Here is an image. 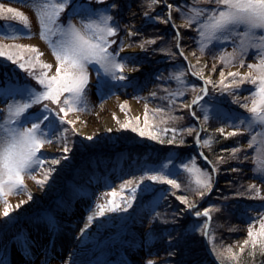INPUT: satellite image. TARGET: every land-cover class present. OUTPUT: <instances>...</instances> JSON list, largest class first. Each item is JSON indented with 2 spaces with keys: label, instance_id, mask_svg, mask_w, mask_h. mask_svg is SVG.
Wrapping results in <instances>:
<instances>
[{
  "label": "rangeland",
  "instance_id": "1",
  "mask_svg": "<svg viewBox=\"0 0 264 264\" xmlns=\"http://www.w3.org/2000/svg\"><path fill=\"white\" fill-rule=\"evenodd\" d=\"M88 1L69 0L71 7L65 10L66 24L70 18L72 24L80 27L91 6ZM104 1L110 2L111 8L99 12L111 15L113 20L109 24L118 26L117 35L112 40L116 41L113 45L117 46L119 52L117 59L125 65L123 75L126 79L112 80L104 76L102 71H97V65H90L82 110L70 112L65 117L66 120L75 122L72 125L60 124L57 117L58 107L49 101L42 102L52 109L50 119L55 122V134L50 136L52 143H45L41 148L40 155L45 161L44 165L35 168L30 175H24L23 188L5 198L7 204L11 205L7 216L3 214L5 203L0 202V264H95L100 253L96 247L98 240L104 239L103 242H107L105 237L110 229L116 225L117 229L124 223L140 232L141 239H149L151 233L149 235L148 232H160L156 243L148 240L147 247L138 251L131 250L132 259L135 260L133 264H146L147 261H153L154 264H210L205 258L201 242L203 225L195 229L190 218V214L196 215L194 211L203 212L206 209L211 210L213 220L208 224L210 233L208 231L207 236L204 234V243L213 262L221 264L214 255L219 252L225 264H258L251 262L255 255H249L252 252L250 246L245 248L238 262H229V253L225 249L231 248L232 254L239 255L247 239L249 226L257 230L260 219L264 218V176L254 170L256 165L253 159L261 146L262 137L259 134L264 132V127H257L249 133L240 125L241 120L250 116L247 108L241 105L247 100L248 106H251V101L247 98L254 91V86L245 82L238 87L224 90V85L220 83L221 72L224 73V83L227 85H231L233 79L228 76L229 72H238L241 77L245 76L250 71L247 65L258 63L257 56L249 52L236 56L231 62L227 59L221 62V55L227 56L234 52L235 45L231 39L214 41L201 51V37L197 25L187 24L192 14L190 9L196 0H158L153 5H150V0ZM169 4L173 6L171 19H168ZM0 5L21 12L27 17L29 24L27 30L18 23V19H8L4 27L0 24V45L35 47L43 53L40 61L53 66L49 74H54L56 61L48 44L40 38V23L31 6V0H0ZM196 6L205 9L214 7L207 3ZM72 9L76 12L72 13ZM93 10L92 12L97 11ZM8 15L10 14L6 16ZM163 20L167 22H162ZM129 31L136 34L129 36ZM13 36L15 38H11ZM241 60L244 66H241ZM21 62L25 63V68H21L19 63L13 64L5 57H0V80L3 79L2 68L10 67L9 65L21 72L25 69L39 74V65L35 69L29 68L27 54ZM190 69L197 74L202 72L203 79L194 74L196 81L189 75ZM180 73L183 76L178 81L174 77ZM5 75L11 74L6 71ZM18 76L13 86L5 90L0 86V119L7 117L9 105L24 102L27 96L25 89L40 88L35 78L21 84ZM138 79H141L144 86L135 91ZM206 80L211 81L206 84L208 102L197 108L199 117L193 115L192 118L189 111L194 109V105L191 108L186 105L197 95H202L199 82ZM180 91L183 95H173ZM42 104L34 105L29 112L38 113ZM121 105L125 106L123 111ZM145 106L149 113L148 128L144 125ZM156 109L163 111L157 113ZM205 109L207 120L204 119ZM169 116L175 119L170 120ZM29 118L26 115L22 120ZM129 121L130 127H121ZM233 123L240 127L233 128ZM24 126L31 127V124L26 123ZM132 127L142 129L146 134L141 136L139 131H132ZM188 129L192 131L189 132ZM149 131L157 132L159 137L165 135L172 139L193 140L194 135L198 134L197 141L202 132L204 147L199 141L195 149L197 156L192 154L189 158L184 154L179 155L180 152H167L162 147L166 154L159 160V166L146 164L142 166L146 167L141 172L140 166L136 164L142 160L136 155V150H141L137 147L140 143L156 140L149 138ZM215 131L220 134L238 132L231 136L236 145L217 149L213 153L217 154L214 161L216 169L219 170V178L214 177L212 169L200 163L201 158L198 155L200 152L206 157L204 151L209 148L204 141H208L211 133ZM89 136L92 137L91 140L87 139ZM252 136H258V141L256 145L249 147ZM120 142L129 145V149L120 148L113 156V166L108 164L113 180L108 182L107 178L102 179L99 176L96 180H90L88 176H82L85 163L94 167L102 162L101 166H105L106 162L103 161L110 160L107 149L114 145L118 148ZM65 143L70 149L66 154L63 152ZM99 146L107 149L97 155L89 154L88 159L86 156L76 163L83 149L91 150L92 147ZM233 149L240 151L233 156ZM65 155L67 159L63 158ZM52 159L60 162L53 165L50 163ZM193 161L199 169L213 175L211 191L203 197L198 195L199 190L195 184L197 174H189L185 170V165L191 166ZM49 168L54 170L47 181L42 185L37 184L35 180H43L44 173ZM88 169L85 166L84 171L87 172ZM131 171L134 172L128 175ZM151 175L167 176L180 187L173 188L169 184L146 179ZM127 181H133L132 187L136 188L134 193L127 188L123 192L125 199L134 196L130 207L121 203V208L127 207V211H105L104 215H97V205L106 204L110 199L108 194L112 191L120 193L121 186ZM152 186L161 189L168 187V191L163 189V192L153 194ZM250 186L258 188L260 195L256 196ZM150 195L160 202L159 207L157 204L156 208L150 210L141 209L142 200L150 198ZM178 197H186L187 204L182 203ZM117 200L119 201V197ZM188 204H194L195 208H189ZM112 260L122 262L119 258Z\"/></svg>",
  "mask_w": 264,
  "mask_h": 264
},
{
  "label": "snow or ice",
  "instance_id": "2",
  "mask_svg": "<svg viewBox=\"0 0 264 264\" xmlns=\"http://www.w3.org/2000/svg\"><path fill=\"white\" fill-rule=\"evenodd\" d=\"M103 3L104 0H98ZM158 3V0H150V5ZM200 3H207L214 5L209 9L197 7ZM31 6L37 14L40 23V38L44 40L55 58V72L49 74L52 65L40 61L43 53H40L35 47H28L24 45H0V57H5L13 64L19 63L21 68H25V63L21 62L27 54V64L30 69H35L39 65L40 72L37 75L34 71L30 74L34 76L39 89L27 88L25 89L27 96L23 103L9 105L8 115L6 118L0 119V202L5 203L4 215L7 216L11 210V205L7 204L6 197L14 194L23 188L24 175L29 174L37 167H42L45 163L40 155L41 148L45 143H52L51 135H54L56 128L55 122L50 119L52 109L48 104H42L43 101H49L52 105L58 107L57 117L60 124L72 125L75 122L66 120L65 117L73 111L82 110V105L85 103V89L88 85V67L90 65H97V71H102L104 76L110 77L112 80L123 81L126 76L123 75L125 65L122 64L117 57L119 52L111 51L112 44L115 40L109 39L117 35L118 26L110 25L109 21L113 20L111 15H106L103 12L89 11L86 18L82 20L80 27L69 22L64 24L61 22V16L65 13L66 8H70L69 0H31ZM115 7V5H112ZM172 5H168L169 15L171 19ZM74 13L76 12L73 9ZM191 16L187 20L189 26L196 24L199 36L201 37V51H204L208 44L214 41L229 39L235 45L234 52L231 54L221 55L220 60L224 62L226 59L231 62L238 55L255 53L258 59L256 64H248L250 71L241 77L238 72H229L228 76L232 77L231 85L224 83V73L221 72L220 83L224 85V90L230 87H238L240 84L248 82L254 86V91L251 92L250 99L251 106H248L247 100L241 106L247 108L250 116L240 121L245 129L251 133L257 127H264V0H196V3L191 7ZM6 19H18L22 26L27 30L29 24L27 17L21 12L0 5V16L4 14ZM162 22H167L163 20ZM136 33L129 31L128 35L132 36ZM52 37L56 39L53 40ZM11 38H15L14 36ZM204 41L208 43L205 44ZM147 43H155V41H147ZM143 48V45H141ZM12 49H15L13 51ZM123 51V48H121ZM183 55V53H181ZM241 66H244L241 60ZM215 71V66H213ZM199 75L203 79V73H193ZM183 73L176 75L174 78L178 81L182 80ZM238 78V79H237ZM205 83H211L206 80ZM195 90V89H193ZM203 95H197L190 104L186 107L191 108L192 105L200 103L207 95V89L200 90ZM154 95V94H153ZM173 95H183V92H176ZM37 104H42L41 110L32 114L29 110ZM125 108L121 105V110ZM157 113L162 112V109H156ZM29 119H23L25 116ZM115 119V116L113 117ZM207 110L205 109L204 119L207 120ZM168 119H175L169 116ZM137 123L139 117L136 118ZM119 122V121H117ZM165 122V121H161ZM30 123L31 127L24 126ZM131 122L122 124V128L130 127ZM145 128L149 127V113L147 106H145L144 114ZM240 125L233 123V128H238ZM169 129H164L168 131ZM67 131V129H65ZM74 132L75 129L73 128ZM132 131H139L141 136L145 135V131L132 127ZM175 132V129H171ZM189 132L192 129H188ZM223 132V130H221ZM237 131L227 133L229 136L237 135ZM151 139H159L157 132L149 131L147 133ZM260 147L257 149V156H255V171L264 176V132L259 134ZM87 139L91 140L89 136ZM258 136H252L249 141V147L257 144ZM163 142V141H161ZM172 143V140H168ZM205 146H210V141H204ZM70 149L65 146L63 152L66 154ZM240 151V149H233L232 155ZM67 159V155L63 157ZM222 161V158H221ZM58 159H52L51 164H58ZM54 169L49 168L44 173L43 180H35L37 184L45 183ZM185 170L189 174L196 173L197 178L195 184L198 195L203 197L212 188V176L208 172L199 169L195 162H191V166L185 165ZM213 172L217 171L214 167ZM146 179L153 182H161L171 185L173 188H179L180 185L173 179H168L164 175H151ZM133 181H127L125 185L121 186L120 193L112 191L109 193L110 199L106 204L97 205V215H104L105 211H127V207L131 206V200L134 196L125 199L123 192L125 188L131 192H135L136 188L132 187ZM250 190L260 195V190L255 186H250ZM119 197V201L117 200ZM31 199V196H29ZM182 203L187 204L186 197H178ZM23 203V202H22ZM121 203L127 207L121 208ZM19 207V205H17ZM189 208H195L194 204H188ZM211 210H204L203 213L196 212L197 216L203 215L211 219ZM91 220L92 218L89 217ZM208 225H205V235H207ZM251 247L252 252L249 255H255L257 251L264 255V218L260 219L259 228L254 230L249 226L247 232V239L244 241L240 249V254H232L231 248L225 249L229 253V262L239 261L245 248ZM217 258L221 260V264H225L221 254L217 253ZM146 264H154L153 261H147Z\"/></svg>",
  "mask_w": 264,
  "mask_h": 264
},
{
  "label": "trees",
  "instance_id": "3",
  "mask_svg": "<svg viewBox=\"0 0 264 264\" xmlns=\"http://www.w3.org/2000/svg\"><path fill=\"white\" fill-rule=\"evenodd\" d=\"M88 3L91 5L89 11H94L93 9L97 10V11H107L108 9L111 8V3L108 1H104L103 3H99L98 0H89ZM66 12L64 14H62L61 16V22L66 24L67 21V15ZM72 13H73V9H72ZM7 13L4 14L3 18H0V20L3 19V21L0 22L1 27L6 26V21L8 19H6ZM10 20V19H9ZM5 21V22H4ZM20 23V22H18ZM21 24V23H20ZM22 25V24H21ZM172 34H174V32L171 30ZM109 39L112 40V37H110ZM111 51L118 52L117 46L113 45L111 46ZM7 65V64H6ZM10 67H3L1 72L3 75L1 76V78H3L2 80H0V86L2 88V90H5V88H9L10 86H13L12 84H14L16 82V77H20L18 80L19 82L22 84L24 83H28L29 79H31L32 77L34 78V76H32L30 74V70H25L23 69L22 72L21 70L19 71L18 69H16L14 66L9 65ZM193 70V69H192ZM6 71H8L11 75L7 76ZM194 73H197L193 70ZM15 75V76H14ZM189 75L191 77H193L194 75H192L189 72ZM29 76V77H28ZM195 78V77H193ZM196 80V78H195ZM197 81V80H196ZM201 83V82H199ZM143 83L141 81V79H138V82L136 84V89L137 90H141L143 88ZM202 89V83L201 85H199ZM209 92V91H208ZM208 94V93H207ZM203 95V93H202ZM208 95H206L204 97V99L202 101H200V103L195 104L194 105V109L192 111H189V115L190 117H192L194 115V117L198 118L199 115L197 114V108L201 106V104H205L208 102ZM47 104V103H46ZM41 105V104H40ZM218 112H220V109L218 110ZM193 118V117H192ZM164 134H171V133H164ZM198 135V134H197ZM197 135H194V139L193 140H189V139H172V138H167L165 137V135L160 136L159 139L154 140V142H143L140 143V145H138V149L141 150H136V155H139V158L142 160V162L137 163L136 165L140 168L139 170L142 172L143 169L146 167L144 166V168L142 167L143 165H151V166H155L158 167L160 163L159 160L164 158L163 155L166 154V151L163 149H166L167 152L168 151H172V152H180L178 153L179 155H183L186 156L187 158H189L190 156H192V154H195V144L197 142ZM199 141L201 142V145L204 147L203 142H202V132L199 135ZM168 140H172V143H168ZM234 139L231 138V136L227 135V134H220L219 132L215 131L211 133V136L208 138V141H210V146H208V150L204 151L205 156L207 157V159L209 160L210 164H208L207 162L199 159L197 157V159H199L200 163H202L204 166H206L207 168H209L210 170L213 169L214 167L216 168V163L214 161V157L217 155L213 154L217 149H221L224 147H228V146H234L236 145V142L233 141ZM163 141V142H161ZM171 144V145H170ZM118 146V145H117ZM165 146V148H164ZM84 147V146H83ZM113 148H104L105 150L107 149L109 155H110V160L107 161L105 159L106 162V167L105 166H101L103 165L102 162L96 164L94 167L89 166L87 163H85V165L83 166V173L82 176H88L90 180H96L98 179L97 177L99 176L102 179L107 178V181L110 182L112 179V177L109 174V169H108V164L110 165V167L113 166L112 164V160H113V156H115L116 152L119 151V149H123L126 147V149H129L127 147H129V145L123 144L122 142L119 143L118 148H116V145L112 146ZM163 147V149H162ZM103 147H92L91 150L90 149H83L82 150V154H80L78 156V160L77 162L82 161L83 158H85L87 156V159L89 157V154H99L100 152L104 151ZM203 152V151H202ZM107 153V154H108ZM216 153V152H215ZM82 155V157H81ZM197 156V155H196ZM112 157V158H111ZM161 162V161H160ZM75 163V164H76ZM114 164L116 165V162H114ZM140 164V165H138ZM85 166H88L89 169L88 171H84ZM125 168V167H124ZM107 169V170H106ZM134 171H131L128 175H131ZM89 174V175H88ZM212 174H216V176L219 178V170L217 169V171L212 172ZM213 176V175H212ZM93 178V179H92ZM165 192L168 191V187H162ZM161 189L160 187L155 188V186H152L151 190L152 193L154 194L155 192L159 193V192H163L164 190ZM151 193V194H152ZM142 207L141 209H146V210H150L152 208H156L157 204L158 207L160 205V202L158 203V200L154 197H152L150 195V198H145V200H142ZM162 205V204H161ZM198 207V206H197ZM198 209V208H197ZM203 209V208H202ZM132 211V210H131ZM196 212H200V210H196L194 211V213ZM134 214V213H133ZM135 216V215H134ZM210 224L212 223L213 220V216L212 213L210 212ZM190 218L192 219V225H194L195 229L201 225H203V229L201 232V242H202V246H203V250H204V254H205V258L206 260L210 263V264H216L215 262H213V260L210 258L206 247H205V243H204V234H205V225L207 224V218L205 216H197V215H191L190 214ZM113 227V225H112ZM117 225L114 226L113 229H110V232L108 234V236H106L105 238L108 240L107 242H103L104 239L102 240H98L97 242V249H99L100 253H99V262H97V264H119L118 261H114L112 259L118 260L121 259L123 264H133L134 263V259H132V254L131 253L133 250L134 251H138L140 250V248L143 247H147L148 242L152 241V243H156L160 232H148V234L150 235L151 233V237L148 238L149 239H141V235L139 234L140 232L136 231L135 229H132L128 223H124L122 226H120L119 228H117ZM210 227H209V233H210ZM141 237H140V236ZM209 236V234H208ZM149 240V241H148ZM208 242L210 244L209 241V237H208ZM100 247H103L102 249ZM128 249H130V251H128ZM132 250V251H131ZM129 252V253H128ZM108 253H110V255H108ZM131 253V254H130ZM215 256H217L214 253ZM107 256H109V259H106ZM254 258V259H253ZM251 259V262H256L258 264H264V255L261 254H255V256ZM219 261H221L220 259H218Z\"/></svg>",
  "mask_w": 264,
  "mask_h": 264
},
{
  "label": "water",
  "instance_id": "4",
  "mask_svg": "<svg viewBox=\"0 0 264 264\" xmlns=\"http://www.w3.org/2000/svg\"><path fill=\"white\" fill-rule=\"evenodd\" d=\"M199 124V123H198ZM200 128V127H199ZM199 157L204 160L205 162H207L208 164H210V162L208 161V159L206 157H204L200 152L198 153ZM218 263V262H217Z\"/></svg>",
  "mask_w": 264,
  "mask_h": 264
}]
</instances>
